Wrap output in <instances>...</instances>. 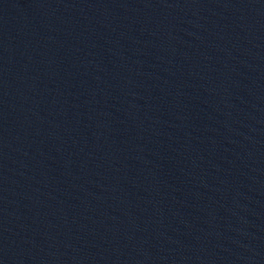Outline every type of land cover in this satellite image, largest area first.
Instances as JSON below:
<instances>
[{
  "label": "water",
  "instance_id": "water-1",
  "mask_svg": "<svg viewBox=\"0 0 264 264\" xmlns=\"http://www.w3.org/2000/svg\"><path fill=\"white\" fill-rule=\"evenodd\" d=\"M0 264H264V0H0Z\"/></svg>",
  "mask_w": 264,
  "mask_h": 264
}]
</instances>
